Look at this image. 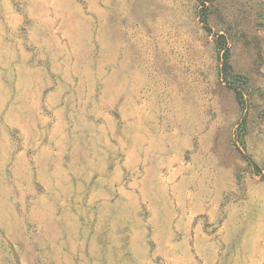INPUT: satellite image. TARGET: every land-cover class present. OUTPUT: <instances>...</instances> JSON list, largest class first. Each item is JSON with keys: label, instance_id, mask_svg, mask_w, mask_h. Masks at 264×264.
Returning a JSON list of instances; mask_svg holds the SVG:
<instances>
[{"label": "rangeland", "instance_id": "obj_1", "mask_svg": "<svg viewBox=\"0 0 264 264\" xmlns=\"http://www.w3.org/2000/svg\"><path fill=\"white\" fill-rule=\"evenodd\" d=\"M0 264H264V0H0Z\"/></svg>", "mask_w": 264, "mask_h": 264}, {"label": "trees", "instance_id": "obj_2", "mask_svg": "<svg viewBox=\"0 0 264 264\" xmlns=\"http://www.w3.org/2000/svg\"><path fill=\"white\" fill-rule=\"evenodd\" d=\"M202 2L203 5H206V3L209 1V0H200Z\"/></svg>", "mask_w": 264, "mask_h": 264}]
</instances>
